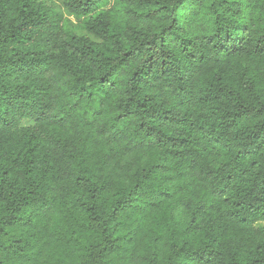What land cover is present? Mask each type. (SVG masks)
<instances>
[{"label": "trees", "instance_id": "1", "mask_svg": "<svg viewBox=\"0 0 264 264\" xmlns=\"http://www.w3.org/2000/svg\"><path fill=\"white\" fill-rule=\"evenodd\" d=\"M62 6L0 0V264H264V2Z\"/></svg>", "mask_w": 264, "mask_h": 264}, {"label": "rangeland", "instance_id": "2", "mask_svg": "<svg viewBox=\"0 0 264 264\" xmlns=\"http://www.w3.org/2000/svg\"><path fill=\"white\" fill-rule=\"evenodd\" d=\"M44 2H46L47 4H49L55 12H57L58 15H61L63 18H68L69 20L72 21V24L76 23V19L73 16L68 15L63 6H62V1L63 0H43ZM23 124L27 125L28 122L24 121Z\"/></svg>", "mask_w": 264, "mask_h": 264}, {"label": "clouds", "instance_id": "3", "mask_svg": "<svg viewBox=\"0 0 264 264\" xmlns=\"http://www.w3.org/2000/svg\"><path fill=\"white\" fill-rule=\"evenodd\" d=\"M262 2H264V0H262Z\"/></svg>", "mask_w": 264, "mask_h": 264}]
</instances>
